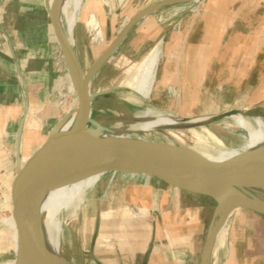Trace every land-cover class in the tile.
I'll return each instance as SVG.
<instances>
[{"label":"rangeland","instance_id":"obj_1","mask_svg":"<svg viewBox=\"0 0 264 264\" xmlns=\"http://www.w3.org/2000/svg\"><path fill=\"white\" fill-rule=\"evenodd\" d=\"M156 1L159 0H127L124 3V15L120 18L119 25L117 24V31L136 12ZM208 1L166 6L150 13L133 26L135 31L144 27V32L137 38L135 46L140 45L144 38L153 37V40L148 41L145 49L144 46L139 50L129 47L124 48V55L113 54L92 79V93L113 89L93 100L95 120L114 130H124L130 123L141 120L135 115L147 105L189 118L210 117L228 110L241 109L264 120V0H242V5L245 6L240 10V31L248 36L247 42L240 41L241 45L236 47L235 51L227 52L229 48L226 43L229 36L226 35L223 48L221 47L225 50V60L206 63L200 58V46L209 38L208 31L204 29L206 26L201 24ZM89 2L90 0H82V10L75 30V34L81 37L76 49L84 71L94 64L106 48L104 44L93 41V34L86 27L85 12L89 5L94 4ZM160 32L163 37L156 38ZM159 38L163 40L162 55H165L166 50L172 53L169 61L164 56L161 59V65L164 62L169 65L168 82L160 84L158 74L150 97L143 98L131 88L125 87V81L141 59L159 42ZM186 39L192 40L195 47L193 50H188L190 45L184 42ZM224 56L222 55V58ZM207 64L209 69L206 68ZM177 67L179 71L175 73ZM63 74L66 81L52 90V97L59 109L58 119L64 117L70 107L78 105L77 94L74 95L69 90L68 70ZM55 90H61L62 96H58ZM24 110L25 105L22 108L23 112ZM45 122L37 121L32 129L45 130ZM230 122L225 118L217 122L198 124L192 129H173L169 133L165 130H155L141 134L165 143L191 146L217 162L212 152L204 145L237 147L243 143L242 135L245 131L232 126ZM18 129L19 127L17 131ZM134 129L146 131L150 128L144 127L142 123L134 124ZM16 134L15 130L6 137V144L2 149L5 157L0 159V184L3 183L0 188V264H11L14 261L4 218L9 215V184L16 174ZM216 140H221V145ZM33 146H36L35 142ZM23 154L22 137L21 156ZM77 182H56L51 185L43 201L44 207L48 204V216L53 212L63 211L69 205ZM157 183L158 180L154 178H124L107 174L87 194L86 201L77 215L67 218L66 213L61 214L62 258L69 264H99L91 256H95L102 264H141L149 232L144 223L130 220L133 213L128 211L122 201L124 188L147 187ZM164 187V191L170 194L172 188L168 185ZM170 195L174 197L173 192ZM184 196L194 204L210 202L197 195ZM159 198L162 199L161 196ZM45 199H48L49 203ZM214 206L212 204L206 211L205 230ZM177 227L175 230L178 233L184 231ZM225 229L224 243L219 244L217 239L213 243L212 264H264V214L248 209L234 210ZM96 230V240L92 243ZM202 244L199 245L200 249Z\"/></svg>","mask_w":264,"mask_h":264},{"label":"water","instance_id":"obj_2","mask_svg":"<svg viewBox=\"0 0 264 264\" xmlns=\"http://www.w3.org/2000/svg\"><path fill=\"white\" fill-rule=\"evenodd\" d=\"M61 1L50 0L49 12L54 34L77 93V118L70 131L62 130L64 118H61L45 141L20 163L21 151H18V145L19 141L22 145L23 120L28 110L27 101L25 103L18 129L17 170L9 192L8 217L16 222H6L12 260L15 264H35L37 250L33 240L30 241L26 234L24 222L40 215L42 203L52 184L75 182L98 174H112L124 178H154L178 190L213 199L216 207L201 263L210 264L211 250L219 229L216 216L220 210L248 209L264 214V146L218 163L191 146L107 136L106 132L114 129L93 118V100L113 89L100 93L90 92L92 79L136 23L163 7L197 0H159L140 9L86 71L78 57L75 33L72 44L61 25ZM236 112L246 111L228 110L210 116L203 124L229 118ZM98 226L99 219L97 230ZM97 230L92 243L96 240ZM91 258L102 264L95 256Z\"/></svg>","mask_w":264,"mask_h":264},{"label":"crops","instance_id":"obj_3","mask_svg":"<svg viewBox=\"0 0 264 264\" xmlns=\"http://www.w3.org/2000/svg\"><path fill=\"white\" fill-rule=\"evenodd\" d=\"M126 1L90 0L94 4L89 5L85 12L86 18L88 20L90 13L95 17L102 32V40L99 44L107 47L120 33L117 31V24L119 25V20L124 15ZM49 3L50 0H0V159L5 157L2 149L5 147L6 137L15 130L17 132L20 126L24 113L22 108L26 101L28 114L23 120L22 163L45 141L49 132L60 120L52 90L62 86L66 77L56 68V61L62 50L52 27ZM242 4H244L242 0L207 2L201 24L206 26L204 29L208 31L209 38L200 46L202 61L209 63L225 60V50H222V46L226 35L229 36V41L226 43L229 48L227 52L235 51L236 47L241 45L240 41L247 42L248 36L240 31V10L245 6ZM87 23L86 27L89 28ZM142 28L135 31L132 27L114 54L124 55V48L129 47L139 50L144 46L145 49L148 41L153 40V37L144 38L140 45L135 46L137 38L144 32ZM75 37L77 47L81 37L77 33ZM157 37H163L161 32ZM160 40L159 42L163 41ZM184 42L190 45L189 51L195 48L191 39H186ZM163 56L168 60L172 53L166 50L162 58ZM206 68L209 69L208 64ZM178 71L179 67L175 68V73ZM169 73V65L166 62L161 65L160 60L157 72L160 84L168 82ZM37 121H46L44 123L46 129L33 130L32 126ZM33 142L36 146H33ZM14 177L15 175L9 184V192ZM159 182L147 187L125 186L124 188L122 201L128 211L133 213L130 220L144 223L149 232L141 264H201L216 202L210 200L207 204L202 202L194 204L184 195L197 194L173 187L170 189V194L173 192L174 197H171L164 191L166 184ZM1 184L0 188L3 187ZM160 196L162 199L159 198ZM212 204L215 206L205 230L206 211L212 207ZM11 219L10 222L14 224L16 221ZM177 226L184 231L178 233L175 230ZM201 243L203 244L200 249ZM212 257L213 250L210 254V264Z\"/></svg>","mask_w":264,"mask_h":264},{"label":"bare ground","instance_id":"obj_4","mask_svg":"<svg viewBox=\"0 0 264 264\" xmlns=\"http://www.w3.org/2000/svg\"><path fill=\"white\" fill-rule=\"evenodd\" d=\"M81 5L82 0H62L59 9V18L61 25L72 44L74 43V33L76 30V25L80 16V12L82 10ZM90 14H88L90 17L88 18V20H86V22H88L87 26H89V31H91L93 34V41L100 43L102 40V32L98 27L95 17ZM129 20L118 30V32L124 29V27L128 24ZM162 53V42H159L147 53V55L143 59H141L138 65L134 68L133 72H130L131 74L129 75V77H127V80L125 81V87L127 86L131 88L143 98L150 97L151 93L154 90L157 78V71L160 60L162 58ZM67 75L70 81L69 89L72 93H74V95H76L77 93L73 83L71 82L69 73ZM77 109L78 105L74 108L70 107L69 110L66 112L65 116L62 117L64 118V124L62 126L63 131H70L73 128L77 118ZM236 110L241 111V109ZM124 115H126V113H124ZM135 117L141 120L130 123L124 130H114L106 132L105 135L163 142L145 137L141 133H147L155 130H165L167 133H169L173 129H180L183 127L192 129L198 124H203V121H206L209 118L180 117L173 113L159 110L151 105H147L146 107H144L140 112L135 115ZM227 119L231 121L230 124L232 126L238 127L245 131V133L242 135L243 143L237 147H207L204 145V147H206L209 151L212 152L214 159L218 163L228 161L238 156L240 153L264 146V120L260 116L251 115L246 112H236ZM142 123L144 124V127H149L150 129L146 131H135L134 124L138 125ZM22 136L23 133L21 134V137ZM216 141L219 145H221V140ZM18 147V151H21V141H19ZM20 161V163H22V156H20ZM104 177L105 175L98 174L79 180V182L77 183L78 185L76 186L77 188L69 205L63 211L53 212L48 216L46 212V205L48 204H46L44 207V203H42L40 215L28 219L24 222L26 234L29 236L30 241L33 240V242L35 243L34 247L37 250L36 258L34 261L35 264H69L68 261L63 259L61 255V237L63 230V221L61 219V214L66 213L67 218L74 216L85 203L87 194L91 192L92 189L96 186V184ZM45 200L49 203L48 199ZM232 213V210L226 212L220 210V212L216 216V224L219 226V229H217L215 240L217 239L219 244L224 243L226 237L225 227L230 217L232 216ZM46 215L48 218L46 217ZM4 221L10 222L12 221V219L10 217H6L4 218ZM11 264H15L14 261Z\"/></svg>","mask_w":264,"mask_h":264},{"label":"built area","instance_id":"obj_5","mask_svg":"<svg viewBox=\"0 0 264 264\" xmlns=\"http://www.w3.org/2000/svg\"><path fill=\"white\" fill-rule=\"evenodd\" d=\"M197 1H199V0H197ZM197 1H193V2H197ZM189 3H192V2H189ZM56 68L60 72H64V71L68 70L62 52L60 53L59 59L56 61ZM54 92L57 93L58 96H62L61 90H55ZM16 137H17V141H18V131H17ZM17 141H16V150H17Z\"/></svg>","mask_w":264,"mask_h":264},{"label":"trees","instance_id":"obj_6","mask_svg":"<svg viewBox=\"0 0 264 264\" xmlns=\"http://www.w3.org/2000/svg\"><path fill=\"white\" fill-rule=\"evenodd\" d=\"M201 197H204V198H208L209 200H212L213 202H215L213 199L209 198V197H206V196H202L200 195Z\"/></svg>","mask_w":264,"mask_h":264},{"label":"flooded vegetation","instance_id":"obj_7","mask_svg":"<svg viewBox=\"0 0 264 264\" xmlns=\"http://www.w3.org/2000/svg\"><path fill=\"white\" fill-rule=\"evenodd\" d=\"M123 25H124V24H123ZM123 25H122V26H123ZM122 26H121V27H122ZM121 27H120V28H121Z\"/></svg>","mask_w":264,"mask_h":264}]
</instances>
